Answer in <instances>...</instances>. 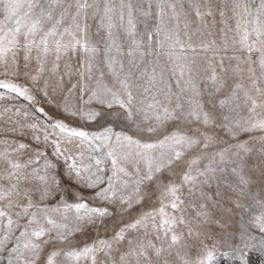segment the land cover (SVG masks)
I'll return each mask as SVG.
<instances>
[{"label":"snow or ice","instance_id":"obj_1","mask_svg":"<svg viewBox=\"0 0 264 264\" xmlns=\"http://www.w3.org/2000/svg\"><path fill=\"white\" fill-rule=\"evenodd\" d=\"M0 13L5 21L0 22V100L29 105V111L5 106L0 112V264H63L57 259L62 252L47 253L45 238L56 231L67 243L70 231L87 226L105 232L111 227V240L68 251L69 258L92 254V264H212L204 241L193 253L173 227L186 225L192 237L200 225L166 209L175 211L184 202V187L189 202L207 199L198 185L210 183L214 169L199 172L200 180L181 164L194 146L214 142L217 127L234 138L240 131L262 134L258 162L251 166L240 153H252L255 145L236 144L233 171L238 197L248 198L256 173L264 182V0H0ZM217 16L223 27H217ZM94 36L103 40L101 63L110 83L98 79L87 99L81 87L74 105L67 97L63 103L49 101L67 116L95 124L97 131L90 133L43 107L33 108L30 85L48 98L40 79L50 56L52 71L62 57H80L81 78L94 79L101 52ZM153 55L157 59L147 61ZM166 69L176 76L179 92L165 83ZM21 76L30 83H20ZM220 157L223 161L225 153ZM82 191L100 204L89 205ZM72 195L76 200L69 203ZM157 198L158 209L133 215L135 205L144 208ZM51 200L56 207L48 206ZM256 202L260 213L252 221L264 237V197ZM235 204L245 207L239 198ZM200 207L197 215L209 219ZM254 239L241 233L243 247L232 250L240 264ZM113 242L124 245L114 257ZM260 247L264 250V238Z\"/></svg>","mask_w":264,"mask_h":264},{"label":"rangeland","instance_id":"obj_2","mask_svg":"<svg viewBox=\"0 0 264 264\" xmlns=\"http://www.w3.org/2000/svg\"><path fill=\"white\" fill-rule=\"evenodd\" d=\"M212 18H209L211 22ZM0 22H5L3 14L0 13ZM217 27H223L219 24V17H216ZM90 24L93 22L90 20ZM234 26V22H233ZM142 27V26H141ZM97 31L96 27L93 26L92 32ZM93 39L99 44L101 49L99 59L97 60V66L93 68V77L92 80L82 79L80 72L84 71L81 68L80 57H69L64 56L59 61V67L52 71V60L53 57H49L48 64L45 66L46 70L40 79V87L47 86L48 98H46L41 91L37 89L35 85H30L32 92L34 93L36 100L33 102L34 107H43L46 110V113H51L55 116L63 117L69 125L80 126L86 131L95 132L97 127L95 124H89L86 121L80 120L78 117L67 116L63 111L57 109L55 105L50 103V99H55L57 102H64V97H67V103L69 105H74L78 103L79 96L81 94V87L85 89V99H87V89L95 88L98 79H102L103 83H110V77L107 75V68L104 66L101 61L103 58V49L104 44L101 37L94 36ZM127 45V41H122ZM231 51L227 55H231ZM147 61L152 62L157 59L155 55L146 57ZM166 58H161L160 68H164V60ZM19 63L23 65L24 61L22 57L19 60ZM225 63H228L227 59ZM31 67H35V61ZM125 71L128 70L127 60L124 61ZM144 65H141L143 68ZM170 65L168 68L170 69ZM31 70V68L29 69ZM149 70H151L149 68ZM159 70V69H158ZM136 72V69H133ZM2 73V69H0ZM87 77L88 73H84ZM137 75L139 73L137 72ZM178 75V73H177ZM2 78V77H0ZM15 79V77H10ZM164 80L169 87L172 88L173 92H179V87L177 84L176 76L170 70L164 71ZM20 83H30L28 78L21 76ZM75 85V88H73ZM71 90V91H70ZM7 106L15 110V108H20L21 111H29L28 102L23 99H5L0 100V112L3 111V108ZM18 119L23 120L24 117L21 115ZM51 121L52 116L47 117ZM0 124H2V117H0ZM119 130V129H117ZM49 131L53 130L49 127ZM55 134H59L56 132ZM260 132L250 133L240 131L235 138L226 129H221L217 127L215 129V140L207 148L203 144L199 146H194L190 151H188L185 161L181 164V169L183 171L191 170L193 176H196L198 179L203 180V177H199V172L205 171L209 166L214 169V172L210 175L214 176V179L210 183L198 185V189L202 188L207 199H195V202H189L190 198L188 196V189L184 187L181 193V200L184 201L178 206V209L173 211L170 207L166 209V212L169 215L175 216L177 219L183 218L186 221H192L194 224H199L201 227V232L199 234H194L192 237H189L187 234V227L184 224H175L173 225L175 231L179 234H182L185 237V243L189 249L195 253L200 251L199 241H204L205 245L208 246V249L213 252L214 259L212 264H240V260L237 255H234L232 250L235 247H243V244L240 240L241 233H246L247 235L254 237L252 244L255 247H249L246 249L245 264H264V250L260 247V240L262 234L258 231L253 225L252 218L256 215H259L260 209L259 204L256 201H259L261 197H264V182L259 178V174L256 173V177L251 180L249 188L246 189L248 192V198L238 197V189L236 188L237 176L234 174V168L236 167V156L233 155L236 153V144L239 143H250L254 144L255 148L252 153L244 154L240 153L244 157L245 161L249 166L254 163H257L259 156V139L261 137ZM255 137V139H253ZM49 153L51 149H48ZM225 153V159L222 161L220 154ZM192 160H196L195 164L192 163ZM110 168V165H108ZM178 174L174 179L179 182L180 179V169L177 170ZM245 173L251 175V169L245 168ZM110 174V172L108 173ZM86 199V202L89 205L95 206L99 205V201L92 199V193L89 191H82L81 193ZM255 198L253 200L252 198ZM241 199V202L244 203V209L237 208L235 201ZM68 202L72 203L76 200V196H69ZM49 207H56V200H51L47 202ZM251 204V207L249 205ZM200 205H204V210H207L209 213V219L205 220L204 217L198 216V212L201 211ZM153 206L159 208V200L154 199L151 204L146 205L144 208H141L140 205H135L133 210V215L140 213L142 211H153ZM54 218L58 221L59 217ZM72 214H69V224H71ZM223 221V223H221ZM57 232L53 231L45 239L48 240V243L44 245L48 254L51 252H62L63 254L57 259L63 261V264H92V254L88 257H81L79 260L71 259L67 256L68 251H80L84 247H91L95 244H98L100 240H111L112 231L111 227L105 232L102 228L97 230L96 227L87 226L81 231H70L67 235V243L62 240L57 239ZM199 237V240L197 239ZM124 247L121 243L113 242V249L111 255L114 257L117 255V250ZM96 255L101 259H105V253L97 252Z\"/></svg>","mask_w":264,"mask_h":264}]
</instances>
